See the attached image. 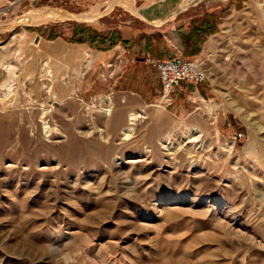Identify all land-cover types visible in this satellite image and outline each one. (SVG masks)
Returning <instances> with one entry per match:
<instances>
[{
    "label": "rangeland",
    "instance_id": "1",
    "mask_svg": "<svg viewBox=\"0 0 264 264\" xmlns=\"http://www.w3.org/2000/svg\"><path fill=\"white\" fill-rule=\"evenodd\" d=\"M178 1L0 0V264H264V0ZM187 6L216 31L193 58L206 80L170 99L148 64L112 76L146 99L112 91L101 46L69 42L142 39Z\"/></svg>",
    "mask_w": 264,
    "mask_h": 264
},
{
    "label": "crops",
    "instance_id": "2",
    "mask_svg": "<svg viewBox=\"0 0 264 264\" xmlns=\"http://www.w3.org/2000/svg\"><path fill=\"white\" fill-rule=\"evenodd\" d=\"M202 1L203 0H199L197 3L189 6H195ZM189 6L175 13L176 17L174 18L175 15L172 17L174 18L173 27H171L169 30L164 31L163 29L158 27L165 25L172 18L158 25H154L146 22L147 24L156 27L154 29H149L148 31H145V34L143 35L142 39H140L139 38L140 35H137L136 33L131 35L129 33V29H127L126 31L125 30L119 31L117 29L118 33L114 34V36H118L119 38L116 44L112 48H108L111 39L110 38L104 39V42H102L100 45L101 47L98 50L96 49L98 52L97 56L100 58L107 57L106 59V63H107L108 61L115 60L116 55H119L121 56L122 61L125 63V64L123 63L124 67L125 65L127 67V65L129 64L128 70H134L133 67L135 66H133V63H138L139 66L141 67L143 66L147 68V66H144L143 64H148L151 66V64L148 62V59L151 57H156L157 55L152 50V47L157 45L158 52H160L162 44H164L166 46H170V47L172 46L173 51L169 55L158 56V57H172L176 55H181L185 58L193 59L195 55H197L200 52L201 45L205 43L207 36L215 33L217 22H216V16H213L212 14L213 10L207 9L202 13V15L204 16L202 19L199 20L194 18L192 19L191 22H189L188 25ZM190 18L191 17H189V19ZM202 35L205 36V40L203 42L197 41L196 37ZM57 38H60V36L54 39H50V41L54 42L57 40ZM174 41H176V44L174 43ZM69 42L75 45L74 48L78 50V53L81 50L82 51L83 50L86 51L87 49L92 50V47L94 46V45L92 46L88 42H72V41ZM152 43H156V44H152ZM196 48H198L199 51L196 54H194ZM117 50H119V53L116 52ZM78 56L77 58H79ZM62 57L65 58L64 53H62ZM76 62L77 63L73 65V67L78 66L77 64L80 61L77 60ZM126 75L127 76L124 78V81L120 80L124 76V73L123 75L118 76L116 79L112 77L108 78L107 79V81L109 80L108 88H110L112 91H115L116 85L117 83H119L120 88L122 87L120 90L128 91L130 93H136L141 99L143 100L146 99L149 93L145 94V98H142V95L144 94L140 95L136 88L130 87L131 77L128 74ZM176 87L177 86H175L174 88ZM118 89L119 88H117V90Z\"/></svg>",
    "mask_w": 264,
    "mask_h": 264
},
{
    "label": "built area",
    "instance_id": "3",
    "mask_svg": "<svg viewBox=\"0 0 264 264\" xmlns=\"http://www.w3.org/2000/svg\"><path fill=\"white\" fill-rule=\"evenodd\" d=\"M148 62L155 68L162 84L163 96L171 98V92L175 86L182 83L199 84L206 80L207 75L202 66L195 59L185 58L181 55L172 57H151ZM123 66L121 56L116 55L115 60L108 61L106 67L109 70L108 77L117 73V69ZM242 133L234 135L235 140H241Z\"/></svg>",
    "mask_w": 264,
    "mask_h": 264
},
{
    "label": "bare ground",
    "instance_id": "4",
    "mask_svg": "<svg viewBox=\"0 0 264 264\" xmlns=\"http://www.w3.org/2000/svg\"><path fill=\"white\" fill-rule=\"evenodd\" d=\"M111 1V0H110ZM116 1V0H115ZM119 1V0H118ZM191 0H181L180 3L179 1L177 3L178 6L179 5H184L186 3H189ZM114 2V1H113ZM112 2V3H113ZM117 3V2H116ZM106 4V3H105ZM128 5V3H127ZM126 6V5H125ZM131 11L133 12H138V9H133V8H130ZM48 10V9H46ZM146 10V6H141V13H143L144 11ZM41 13H33L31 14V20H34V21H46L52 17H54V13H51L50 11H43V10H40ZM14 66L10 65V66H7V68H13ZM43 85V84H42ZM51 85V84H50ZM48 89V88H47ZM46 89V90H47ZM53 90V89H52ZM48 91V90H47ZM50 91V90H49ZM39 94H40V91H39ZM109 97H104L102 98V102L105 104V107H101L100 110L104 113V115H109L111 113V108H110V103H109ZM46 113V110L45 108L43 107L42 108V113H41V117H43V115ZM144 115L142 114V112L139 110V111H136V112H131V113H128V118H127V125L125 127H123L121 129V132L123 134V137H127L132 129H133V125L136 123L137 121V118L139 117H143ZM44 124L46 123V121L43 122ZM46 125V124H45ZM45 128V133H48L49 132V129H47V126L44 127ZM155 131V129H153Z\"/></svg>",
    "mask_w": 264,
    "mask_h": 264
},
{
    "label": "trees",
    "instance_id": "5",
    "mask_svg": "<svg viewBox=\"0 0 264 264\" xmlns=\"http://www.w3.org/2000/svg\"><path fill=\"white\" fill-rule=\"evenodd\" d=\"M77 27H81L80 25H76ZM116 32H112L108 35H100L94 31H91V29L87 28V29H84L82 27V30H79L77 31V29L74 30V33H73V37H72V41L73 42H88L90 43L92 46L93 45H98L100 46L102 42H104V39H108L110 38L111 41L108 45V48H112L117 40L119 39L118 36H114ZM197 41L199 42H203L205 40V36H199V37H196ZM199 51L198 48H196L194 54H196L197 52Z\"/></svg>",
    "mask_w": 264,
    "mask_h": 264
}]
</instances>
